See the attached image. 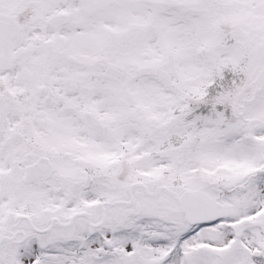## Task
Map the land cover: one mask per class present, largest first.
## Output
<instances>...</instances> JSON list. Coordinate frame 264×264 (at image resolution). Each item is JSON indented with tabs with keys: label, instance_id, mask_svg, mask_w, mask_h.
<instances>
[{
	"label": "snow or ice",
	"instance_id": "snow-or-ice-1",
	"mask_svg": "<svg viewBox=\"0 0 264 264\" xmlns=\"http://www.w3.org/2000/svg\"><path fill=\"white\" fill-rule=\"evenodd\" d=\"M0 264H264V0H0Z\"/></svg>",
	"mask_w": 264,
	"mask_h": 264
}]
</instances>
